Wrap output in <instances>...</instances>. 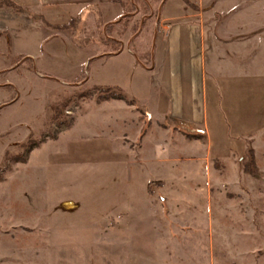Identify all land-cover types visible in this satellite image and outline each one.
Instances as JSON below:
<instances>
[{
	"label": "rangeland",
	"instance_id": "1",
	"mask_svg": "<svg viewBox=\"0 0 264 264\" xmlns=\"http://www.w3.org/2000/svg\"><path fill=\"white\" fill-rule=\"evenodd\" d=\"M202 6L214 70L264 74V0ZM3 8L11 17L0 31V264H264V131L231 159L208 155L189 129L106 99L127 95L59 62L84 58L78 44L85 55L112 53L119 48L105 44L123 28L104 33L78 19L54 29ZM148 13L137 8L123 22L136 27L130 48L146 65ZM53 40L61 59L48 52Z\"/></svg>",
	"mask_w": 264,
	"mask_h": 264
},
{
	"label": "crops",
	"instance_id": "2",
	"mask_svg": "<svg viewBox=\"0 0 264 264\" xmlns=\"http://www.w3.org/2000/svg\"><path fill=\"white\" fill-rule=\"evenodd\" d=\"M12 1L43 16L52 25L83 19L100 22L104 33L110 26L112 30L123 28L120 35L112 37L119 49L111 56L89 63L95 56L90 51L85 55L84 51L90 49L87 47L76 51L77 56L84 54L81 55L84 58L64 56L59 62L74 72L88 67V84L121 89L154 123L189 129L197 136H194L195 146L208 155L231 159L234 152L244 153L249 141L264 131V74L214 70L208 57L213 37H208L205 31L202 6L206 0H151L153 11L146 18L155 21V34L146 66L142 59V64L137 62L138 53L130 48L139 33L134 36L133 24L128 29L124 27V10L120 4L110 0ZM163 1L165 5L156 19L155 12ZM8 12L9 9H0V31L7 30L11 17ZM55 41L48 44L53 58ZM58 46L61 49L64 45ZM67 47L70 54H75L71 42Z\"/></svg>",
	"mask_w": 264,
	"mask_h": 264
},
{
	"label": "trees",
	"instance_id": "3",
	"mask_svg": "<svg viewBox=\"0 0 264 264\" xmlns=\"http://www.w3.org/2000/svg\"><path fill=\"white\" fill-rule=\"evenodd\" d=\"M110 2L111 3H114V4H120L122 7H123V10H124V21L126 22V23H128V22H131V20H132V15L133 14H135V12H137V8L138 9H141V8H143V9H145V10H147L149 13H151L152 11H153V7H152V1L151 0H110ZM165 5V1H163L161 4H160V6H158V10L155 12V18L157 19L158 17H159V15H160V12L162 11V9H163V6ZM3 7H7V8H11V9H13L14 11H16V12H18V13H20L21 12V14H26V13H31V15L34 17V19H36V20H41L43 23H45V25L47 26V27H49V28H54V29H63V30H65V29H68L69 28V26L73 23V22H75V21H77L78 19H73V21L71 20L67 25H52V24H49L48 22H46V20L43 18V16H41V15H38V16H35L32 12H29L27 9H25V8H23V7H21V6H19L18 4H16L15 2H13L12 0H0V8H3ZM127 10H133V12H129V11H127ZM148 13V14H149ZM80 20V19H79ZM106 31L107 32H109V31H112V27L110 26V27H108V28H106ZM133 31H137L136 30V27L134 26V28H133ZM138 32H136V33H134L135 35L134 36H136V34H137ZM106 44H111L112 46H119L118 45V42L117 41H115V40H113V38L112 39H109L108 41H107V43ZM88 46V45H87ZM78 47H80V49H82V48H86V46L85 45H83V44H78ZM112 55V53H109V54H103V55H101L100 57H95V58H93V59H91V60H89V63H91V62H93V61H95V60H97L98 58H103L104 56H111ZM151 56H152V54H151ZM137 62L139 63V64H142V60L140 59V57L139 56H137ZM143 65H145L146 66V64H144L143 63ZM85 70H87V72H88V67H85L84 68ZM87 74V73H86ZM103 90V89H102ZM110 89H106V91H109ZM103 91H105V89L103 90ZM110 92V91H109ZM108 92V93H109ZM119 99V100H124V101H126V102H131V103H134L135 101H129L128 99H127V97L124 95V94H122V93H120L119 95H115V93H111L108 97H106V99ZM248 155H249V159H251V162L252 163H255V152H254V150L253 149H249L248 150Z\"/></svg>",
	"mask_w": 264,
	"mask_h": 264
}]
</instances>
